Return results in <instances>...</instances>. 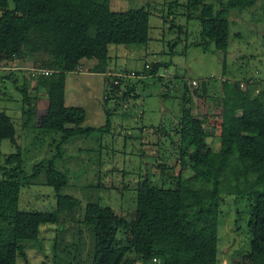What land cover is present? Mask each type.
<instances>
[{
    "label": "trees",
    "instance_id": "obj_1",
    "mask_svg": "<svg viewBox=\"0 0 264 264\" xmlns=\"http://www.w3.org/2000/svg\"><path fill=\"white\" fill-rule=\"evenodd\" d=\"M259 1L185 0L179 3L173 0L168 7L171 15L172 9L181 5L189 19L199 22V34L193 46L205 52L214 46L225 53L229 43V12L253 9ZM258 5H262L264 15V0ZM169 14L164 15V19ZM149 19L150 11L145 5L135 10L115 11L110 7V0H0V67L16 63V57L24 52L33 65L51 72L47 76H33L32 72L24 76L26 82L20 93L26 107L22 110L21 126L45 136L57 135L54 140L58 154L74 136H90L108 130L111 121L107 110L103 126L82 128L85 109L65 104L66 75L76 72L83 60L95 61L89 72H106L109 45L146 43ZM223 65L225 67V61ZM146 66L135 75L155 76L167 64L157 62L151 69ZM32 81L44 90L47 98L39 116L37 106L27 96V85ZM244 83L245 88H241L240 82L221 83V108L214 124L218 128L217 148L207 140L211 135L205 127L209 117L195 116L186 107L191 102L192 92L184 85L187 98H184L179 122L176 181L169 186H159L145 173L136 188L135 211L130 220L98 199H88L82 207L78 197L62 193L68 185V171L55 167L54 158L37 161L27 174L21 166V151L8 154L4 161L8 166L0 167L3 170L0 177V264H17L19 255L25 257L23 244L38 241L43 223L57 225L53 251L55 264H61L60 256L70 246L76 248V241L69 247L61 245L66 216L73 221L77 217L89 230L90 264H217L218 217L226 195L246 197L250 201L251 244L247 256L250 264H264L263 75L252 74ZM134 91V84L126 77L110 74L105 103L112 96L127 99ZM120 92L122 96L118 97ZM15 135L9 115L0 113V141L9 138L17 145ZM184 169L190 174L185 176ZM165 172L170 174L167 169ZM41 173L44 184L55 191V209H20L21 188L36 182ZM76 208L80 215L75 217ZM119 229H123V240L117 237ZM41 264H45L44 261Z\"/></svg>",
    "mask_w": 264,
    "mask_h": 264
},
{
    "label": "rangeland",
    "instance_id": "obj_2",
    "mask_svg": "<svg viewBox=\"0 0 264 264\" xmlns=\"http://www.w3.org/2000/svg\"><path fill=\"white\" fill-rule=\"evenodd\" d=\"M171 1L110 0V7L115 11L135 10L144 5L149 8V40L139 45L110 44L104 73L89 72L95 61L83 60L81 71L66 75L65 103L85 109L82 128L103 126L107 117L105 110L111 122L104 132L70 138L63 145L61 154H58L55 145L57 135L45 136L40 131L21 126L22 110L26 107L20 93L26 82L24 76L39 66L33 65L21 52L16 63L0 67V113L5 112L11 118L18 145L10 142L9 138L0 141V167L8 166L4 163L6 156L19 150L23 159L21 166L27 174L37 161L54 158L55 167L68 171V185L62 193L78 197L82 207L88 199H98L101 204L111 205L118 215L130 220L135 211L136 188L145 173H149L154 184L159 186H169L176 181L179 122L184 98H187L185 84L192 92L191 102L186 107L195 116L209 117L205 127L211 135L207 140L213 148H217L218 128L214 124L221 108V83L240 82L241 88H245V79L252 74L260 77L263 72L264 15L262 5H258L263 0L253 9L229 12V43L225 53L214 49V46L209 52L193 46L199 34V22L189 19L181 5L172 9L170 15L168 4ZM184 2L179 0V3ZM168 14L169 17L164 19V15ZM20 60L28 61L24 65L28 69H14L20 67ZM157 62L165 63L167 67H161L155 76L146 73L136 76L135 72H142L146 65L151 69ZM110 74L126 77L134 84L135 91L130 97L117 99L112 96L105 103L104 93ZM27 86V96L37 106L39 116L46 105L44 90L37 87L35 81ZM70 94L75 97L70 98ZM117 95L121 97L122 93ZM166 169L170 174L165 172ZM2 171L0 168V177ZM183 174L187 176L190 171L184 169ZM55 196L53 188L44 184L41 173L36 182L21 188L19 208L53 210L57 201ZM249 209L250 201L246 197L226 195L221 203L217 264H250L247 256L251 244ZM78 211L76 208L75 217L80 215ZM63 220L66 230L62 233L64 239L61 245L69 247L71 242L76 241V248L70 246L60 256L64 260L61 264H90L89 230L77 217L74 221L67 216ZM78 227L81 229L79 232ZM56 231V224H41L38 241L23 244L25 257L19 255L17 264H25L26 260L28 264H41L42 261L55 264L53 239ZM122 231L119 229L116 234L123 240L125 235Z\"/></svg>",
    "mask_w": 264,
    "mask_h": 264
},
{
    "label": "built area",
    "instance_id": "obj_3",
    "mask_svg": "<svg viewBox=\"0 0 264 264\" xmlns=\"http://www.w3.org/2000/svg\"><path fill=\"white\" fill-rule=\"evenodd\" d=\"M78 70L81 71V67L80 66L78 67ZM32 73H33V76H38L40 74H43V75L47 76L51 72L49 70H45V68H33L32 69ZM262 75H263V83H264V73ZM153 260H155V259H153Z\"/></svg>",
    "mask_w": 264,
    "mask_h": 264
},
{
    "label": "crops",
    "instance_id": "obj_4",
    "mask_svg": "<svg viewBox=\"0 0 264 264\" xmlns=\"http://www.w3.org/2000/svg\"><path fill=\"white\" fill-rule=\"evenodd\" d=\"M19 57V56H18ZM18 57H16V60H14V61H16L17 62V60L19 59ZM21 62H19L20 64V67H16V68H14V69H19V70H25V69H28V68H26V67H24V65H27V63H28V61H26V60H20ZM17 65V64H16ZM31 69V68H30ZM65 90H66V85H65ZM65 93V92H64ZM72 94V93H71ZM70 94V95H71ZM73 97H75L74 95H71L70 96V98H73ZM66 104V103H65ZM67 106V105H66Z\"/></svg>",
    "mask_w": 264,
    "mask_h": 264
}]
</instances>
